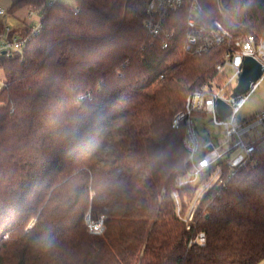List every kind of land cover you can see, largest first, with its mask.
<instances>
[{
    "label": "trees",
    "instance_id": "obj_1",
    "mask_svg": "<svg viewBox=\"0 0 264 264\" xmlns=\"http://www.w3.org/2000/svg\"><path fill=\"white\" fill-rule=\"evenodd\" d=\"M142 2L13 5L30 3L42 18L22 50L0 55V264L264 260L262 141L224 187L198 200L190 229L205 178L179 185L190 167L173 120L193 91L225 81L216 67L229 45L187 53L184 8L163 49L146 34ZM198 2L234 40L264 36V0ZM89 214L103 218L102 234L90 231ZM200 232L203 246L191 243Z\"/></svg>",
    "mask_w": 264,
    "mask_h": 264
},
{
    "label": "built area",
    "instance_id": "obj_2",
    "mask_svg": "<svg viewBox=\"0 0 264 264\" xmlns=\"http://www.w3.org/2000/svg\"><path fill=\"white\" fill-rule=\"evenodd\" d=\"M184 8L189 10L186 20L187 38L184 43V50L187 53L202 55L215 47H221L226 43L229 45L224 55V62L216 67L219 73L225 72V81L219 84L217 80H212L193 91L187 97L185 109L173 120L175 129H184L183 144L188 153L186 164L190 167L188 176L181 178L179 185L195 184L203 177L205 178L185 218L187 227L190 229V221L193 220L198 200L210 187H224L239 168L248 164L250 157L259 149L260 142L264 143V110L253 118L238 117L239 110L259 85L261 78L254 82L244 94L236 97L232 95L247 56L254 57L264 65V36L258 37L251 34L234 40L233 33L225 26V23L220 20L210 22L203 18V9L198 0H143L141 9L144 14V27L153 44H158L163 49L171 46L177 28L169 27L170 18ZM5 13L6 10L0 8V14ZM2 30L0 55L3 54V50H6L7 54L22 50L31 36V34L20 35L9 25H4ZM39 30L40 24L33 27L32 34L38 33ZM227 69L233 72L232 76H229ZM219 98L224 99L233 109L232 114L225 119L218 114L217 100ZM197 114L202 116L197 117ZM207 114L212 115V122L223 127L227 135V140L220 146L216 145L213 139L203 140L198 130L197 118ZM254 129L256 133L252 135L251 132ZM87 220L92 233L104 232L103 218L93 221L89 216ZM206 242L204 232L198 233L191 240V243L201 246Z\"/></svg>",
    "mask_w": 264,
    "mask_h": 264
},
{
    "label": "rangeland",
    "instance_id": "obj_3",
    "mask_svg": "<svg viewBox=\"0 0 264 264\" xmlns=\"http://www.w3.org/2000/svg\"><path fill=\"white\" fill-rule=\"evenodd\" d=\"M48 1L49 2L58 1L71 7L76 4V0H48ZM35 19H37V17ZM227 72L229 76H232L233 72L230 69H227ZM217 81L219 82V84L223 83V81H220L219 79H217ZM263 110H264V74L260 79L259 85L250 94L245 104L239 110L238 117L241 119L253 118ZM211 119H212V115L207 114L202 118H197L196 124L201 134L206 135L210 139H213L216 145L220 146L222 143H225V141L227 140V135L225 134L223 127L215 125ZM255 133L256 130L255 129L252 130L251 134L254 135ZM225 147L226 146L224 145V148ZM89 216L90 214L87 216V219ZM32 225L33 223L31 224V226ZM259 264H264V260H262Z\"/></svg>",
    "mask_w": 264,
    "mask_h": 264
},
{
    "label": "crops",
    "instance_id": "obj_4",
    "mask_svg": "<svg viewBox=\"0 0 264 264\" xmlns=\"http://www.w3.org/2000/svg\"><path fill=\"white\" fill-rule=\"evenodd\" d=\"M17 1L0 0V8L7 10L5 14H0V36L4 25H9L20 35H24L26 31L41 23L42 12L40 9L37 10L30 3L13 8ZM36 17L37 19H35Z\"/></svg>",
    "mask_w": 264,
    "mask_h": 264
},
{
    "label": "water",
    "instance_id": "obj_5",
    "mask_svg": "<svg viewBox=\"0 0 264 264\" xmlns=\"http://www.w3.org/2000/svg\"><path fill=\"white\" fill-rule=\"evenodd\" d=\"M3 54H7L6 50H3ZM264 74V65L256 60L252 56H247L245 58L242 73L239 77L238 84L233 90L232 95L234 97L244 94L249 90L251 85L259 80ZM218 114L222 119L227 118L233 112L230 104H228L224 99L219 98L217 100Z\"/></svg>",
    "mask_w": 264,
    "mask_h": 264
},
{
    "label": "snow or ice",
    "instance_id": "obj_6",
    "mask_svg": "<svg viewBox=\"0 0 264 264\" xmlns=\"http://www.w3.org/2000/svg\"><path fill=\"white\" fill-rule=\"evenodd\" d=\"M239 61H237V63H238Z\"/></svg>",
    "mask_w": 264,
    "mask_h": 264
}]
</instances>
